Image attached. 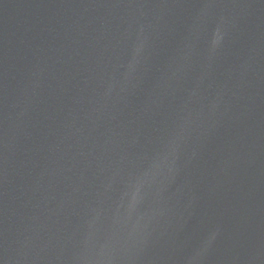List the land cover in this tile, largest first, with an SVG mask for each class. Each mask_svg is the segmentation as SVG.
<instances>
[{
    "label": "water",
    "instance_id": "95a60500",
    "mask_svg": "<svg viewBox=\"0 0 264 264\" xmlns=\"http://www.w3.org/2000/svg\"><path fill=\"white\" fill-rule=\"evenodd\" d=\"M0 264H264V0H0Z\"/></svg>",
    "mask_w": 264,
    "mask_h": 264
}]
</instances>
